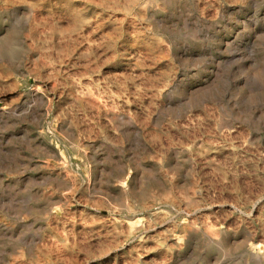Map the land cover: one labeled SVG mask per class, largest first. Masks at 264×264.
<instances>
[{
	"label": "rangeland",
	"instance_id": "374dc122",
	"mask_svg": "<svg viewBox=\"0 0 264 264\" xmlns=\"http://www.w3.org/2000/svg\"><path fill=\"white\" fill-rule=\"evenodd\" d=\"M0 264H264V0H0Z\"/></svg>",
	"mask_w": 264,
	"mask_h": 264
},
{
	"label": "bare ground",
	"instance_id": "6f19581e",
	"mask_svg": "<svg viewBox=\"0 0 264 264\" xmlns=\"http://www.w3.org/2000/svg\"><path fill=\"white\" fill-rule=\"evenodd\" d=\"M124 185V183H122V186ZM151 218L153 219V220H156V219H158L159 217H160V214L159 213H157V212H153L151 215ZM184 240H183V244H184ZM182 243V242H181ZM181 243L179 244V243H177L176 245H175V249H174V253H175V255H176V257H180V250L179 249H181L182 248V245H181ZM246 244V243H245ZM185 245V244H184ZM185 247L187 248V246L185 245ZM251 249H254V248H252V246H251ZM178 252V256H177V252ZM252 251H254V250H252ZM193 255V254H192ZM194 256V255H193Z\"/></svg>",
	"mask_w": 264,
	"mask_h": 264
}]
</instances>
